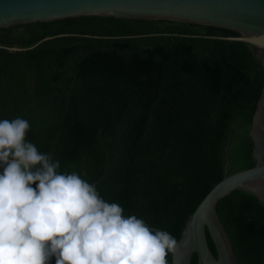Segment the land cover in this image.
Instances as JSON below:
<instances>
[{
	"label": "trees",
	"instance_id": "trees-1",
	"mask_svg": "<svg viewBox=\"0 0 264 264\" xmlns=\"http://www.w3.org/2000/svg\"><path fill=\"white\" fill-rule=\"evenodd\" d=\"M18 26L0 28V120H28L26 140L59 161L58 173L103 177L97 191L125 216L178 240L213 185L255 165L249 133L264 65L227 39L238 32L101 16ZM216 213L236 260L264 264V206L235 190Z\"/></svg>",
	"mask_w": 264,
	"mask_h": 264
},
{
	"label": "clouds",
	"instance_id": "clouds-1",
	"mask_svg": "<svg viewBox=\"0 0 264 264\" xmlns=\"http://www.w3.org/2000/svg\"><path fill=\"white\" fill-rule=\"evenodd\" d=\"M29 130L24 118L0 120V264H168L169 232L125 216L78 172L58 173Z\"/></svg>",
	"mask_w": 264,
	"mask_h": 264
},
{
	"label": "water",
	"instance_id": "water-1",
	"mask_svg": "<svg viewBox=\"0 0 264 264\" xmlns=\"http://www.w3.org/2000/svg\"><path fill=\"white\" fill-rule=\"evenodd\" d=\"M80 16L166 20L229 29L240 35L227 39L248 44L264 65V0H0V28ZM21 50L25 49L10 48L13 52ZM249 135L255 165L224 175L213 185L189 215L176 240L175 252L171 253V264H190L193 254L197 256V264H240L216 213V205L222 197L241 190L264 206V93L256 105ZM206 232L216 256L209 249Z\"/></svg>",
	"mask_w": 264,
	"mask_h": 264
},
{
	"label": "flooded vegetation",
	"instance_id": "flooded-vegetation-1",
	"mask_svg": "<svg viewBox=\"0 0 264 264\" xmlns=\"http://www.w3.org/2000/svg\"><path fill=\"white\" fill-rule=\"evenodd\" d=\"M14 26H16L15 27V29L13 30V33L14 34H18V33H20L21 31H22V27L21 26H18V25H14ZM9 27H12V26H9ZM9 27H7V28H9ZM10 48H16V47H10ZM10 48H7L8 49V51L9 52H13V51H10ZM35 82V85H36V81L34 80L33 82H32V89H34L33 88V83Z\"/></svg>",
	"mask_w": 264,
	"mask_h": 264
}]
</instances>
